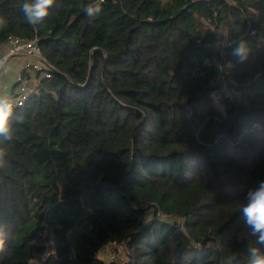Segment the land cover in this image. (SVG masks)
<instances>
[{
  "label": "trees",
  "instance_id": "1",
  "mask_svg": "<svg viewBox=\"0 0 264 264\" xmlns=\"http://www.w3.org/2000/svg\"><path fill=\"white\" fill-rule=\"evenodd\" d=\"M23 2L0 0V46L37 37L55 70L31 67L5 145L0 264H107V244L125 246L114 264H246L240 206L264 180V0H56L36 27ZM239 39L244 62L228 46Z\"/></svg>",
  "mask_w": 264,
  "mask_h": 264
},
{
  "label": "clouds",
  "instance_id": "2",
  "mask_svg": "<svg viewBox=\"0 0 264 264\" xmlns=\"http://www.w3.org/2000/svg\"><path fill=\"white\" fill-rule=\"evenodd\" d=\"M102 2V0H101ZM56 0H24L21 11L23 20L30 26L36 27L45 22L50 16V10L55 6ZM101 11V3L89 4L84 13L93 20ZM7 26V20L0 16V30ZM231 55L238 62H244L250 55L248 42L244 39L232 41ZM4 85L0 83V88ZM17 102L9 95L0 91V168H3L7 161L5 145L13 138V119L22 120L16 115ZM246 203L240 206L241 220L248 229L250 237L244 248L246 264H264V180L250 189L246 194ZM11 237L10 225L0 219V253L6 250V245Z\"/></svg>",
  "mask_w": 264,
  "mask_h": 264
},
{
  "label": "built area",
  "instance_id": "3",
  "mask_svg": "<svg viewBox=\"0 0 264 264\" xmlns=\"http://www.w3.org/2000/svg\"><path fill=\"white\" fill-rule=\"evenodd\" d=\"M38 40L37 37L27 39L14 37L1 45L7 47L6 51H2V47L0 46V69L7 66L14 56L26 57L29 60L28 63L23 65V71L20 72L15 79V90L9 94V96L17 102L18 106L23 105L30 94L35 91V82L31 74V67L39 71L43 78H49L51 72L55 70L43 55L38 45ZM124 248V245H105L103 247V252L106 253L107 264H114L116 258L124 260ZM36 263L44 264L43 261L40 260H37Z\"/></svg>",
  "mask_w": 264,
  "mask_h": 264
},
{
  "label": "crops",
  "instance_id": "4",
  "mask_svg": "<svg viewBox=\"0 0 264 264\" xmlns=\"http://www.w3.org/2000/svg\"><path fill=\"white\" fill-rule=\"evenodd\" d=\"M1 47L2 51L7 50V47L5 45ZM28 62L29 60L26 57L14 56L7 66L0 69V83L4 85L2 88H0V91H5L3 93H6L7 90H9L7 95L12 93L13 88H15V79L17 75L23 71V65ZM12 82H14V84L9 87V84H11Z\"/></svg>",
  "mask_w": 264,
  "mask_h": 264
},
{
  "label": "rangeland",
  "instance_id": "5",
  "mask_svg": "<svg viewBox=\"0 0 264 264\" xmlns=\"http://www.w3.org/2000/svg\"><path fill=\"white\" fill-rule=\"evenodd\" d=\"M12 84H14V82H12L11 84H9V87H11L12 86ZM8 91L9 90H7V92L5 93L6 95L8 94ZM226 91V90H225ZM2 92H5V91H2ZM220 105V104H219ZM220 107V109H222V106L220 105L219 106ZM153 211L151 210V213H152ZM105 254V253H104ZM105 258H106V260H107V257H106V254H105Z\"/></svg>",
  "mask_w": 264,
  "mask_h": 264
}]
</instances>
